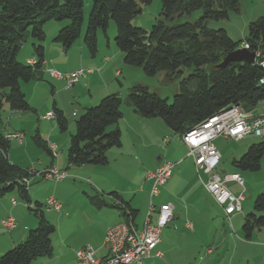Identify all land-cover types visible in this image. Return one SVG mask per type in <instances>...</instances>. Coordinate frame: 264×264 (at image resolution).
<instances>
[{
  "label": "trees",
  "instance_id": "1",
  "mask_svg": "<svg viewBox=\"0 0 264 264\" xmlns=\"http://www.w3.org/2000/svg\"><path fill=\"white\" fill-rule=\"evenodd\" d=\"M84 0H0V108L11 111H27L30 106L22 91L21 82L38 80L44 60V24L49 20L62 23L54 36L64 51L79 37L83 22ZM152 0H92L83 43L91 54L97 50V31L106 33L108 22L116 26L114 42L127 64L140 66L147 75L165 71L168 79L179 78V92L171 103L158 94L149 92L144 85L132 86L123 99L118 94L103 96L97 105L85 108L75 119V132L71 134L66 160L68 166H102L108 163L107 151L121 144L116 125L122 116L123 104L131 106L144 118H160L174 134L182 136L212 115L231 104L240 105L245 111L257 109L264 98V17L249 23L243 40H233L226 29L209 27L210 20L229 18L230 12L239 11L238 0H160V13L150 30L132 24L140 6ZM196 10L201 15L190 17ZM33 39L32 52L37 62L35 67L18 61L16 55L28 37ZM247 43L248 48L243 44ZM250 53L258 52L254 62L228 61L220 64L226 56L237 49ZM184 69L188 72L184 76ZM36 78V79H35ZM55 118L60 130L66 129V118L55 108ZM36 143L45 148V142L34 136ZM9 142L0 131V198L11 192L28 205L36 218V226L28 231L26 238L0 255V264H31L33 260L52 253L51 234L54 225L46 220L41 204L32 202L28 186L21 182L28 178L24 170L9 162ZM264 154V141L251 144L238 158L234 167L256 171ZM115 194V195H114ZM114 195V206L121 210L125 220H134L136 210ZM104 204L99 200L98 206ZM97 205V204H96ZM253 208L261 214L247 213L242 223L245 239H250L254 230L264 225V193L258 194Z\"/></svg>",
  "mask_w": 264,
  "mask_h": 264
},
{
  "label": "rangeland",
  "instance_id": "2",
  "mask_svg": "<svg viewBox=\"0 0 264 264\" xmlns=\"http://www.w3.org/2000/svg\"><path fill=\"white\" fill-rule=\"evenodd\" d=\"M238 1V12H230L229 18L227 19L210 20L209 22L210 28H224L227 30L229 36L233 40L237 41L245 39L248 33V26L250 22L260 17H264V0ZM91 5L92 0L83 1V22L80 35L74 41L72 46L67 51H65V56L68 54V57L66 58L64 55H62V59L56 60L54 63L50 62V68L52 69H47L46 73H44L46 70L44 67H41L37 70V74L39 73L38 80L43 81L37 86L35 90H32L31 97L33 96V99L31 103L29 102V95H27L26 97L30 109L27 111L19 112L11 111L6 105H3L2 108H0V131L2 132V134L5 131L9 133H22L21 142L13 139L10 140V145L7 150L8 160L10 163L24 170L30 169L33 171H30L31 176H29L31 179V181L29 179V181L31 182V184H29V197L32 203L38 201L41 204L43 215H45L46 213V220L50 221L55 227V231L50 236L53 249L51 255L38 257L33 260L31 264H69V261H71L74 252L84 246L92 247V249L96 251V255L101 257L105 253V248H103L104 237L103 240L101 239V242L97 241V237H99L98 232L100 229L99 224L95 223V225H87L86 223L80 221V219H82L84 206L88 204L93 208L96 207L95 209L98 210L106 207L107 203L105 201V198L111 197V193L113 191L118 192V190H120L119 187L122 185L124 186V183L126 182L127 184L125 186L128 190L124 191V193L126 194V198L128 200H131L134 197V193L132 190L135 184H141L144 182V175L146 170L149 168V163L153 164L156 162L158 157V155L156 154L157 150L162 152L166 147H169V145H171L172 139L167 136L169 138L168 143L158 141L156 149L154 147L147 149L143 147L139 148L135 153L133 149L129 147V140L131 138L134 139V141L141 142L140 137L136 136V134H134L132 131H124V134L121 137V131L119 130L121 143L123 142V146L119 150L120 155H110L109 152L115 149H109L107 151L108 163L106 165L96 166L97 169H99L98 171L100 172H95L94 175H92L86 172H75L73 170L67 172L70 177L64 180L55 181L53 178L42 179V175L45 169L43 171L40 170L41 168H43V162L45 160H49L51 158L50 155H52V159H55L56 153H58V155L60 156L62 155V153L64 154L67 152V143H69L71 134L75 132V119H77L79 115L84 112L80 109L82 113H79V103L76 97H72L71 93L73 87H65V80L57 82V79L61 78H58L56 76L53 77L52 73L56 72V70L65 73L68 68H77L75 70L77 71L79 70L78 68H80L84 72L82 75L86 76L87 73L93 72L92 69H86V66L90 62L95 61L96 58L101 61L99 64H101L103 60H109V58L104 59L98 54L103 51H98L97 53L95 52V55L91 54L83 43ZM160 7V0H152L149 4L141 5L140 12L137 13L132 19V24L147 31L150 30L152 25L156 22V18L160 13ZM200 15L201 10H196L190 17L185 16L181 19V21L194 20ZM47 22V26L50 24L56 25L58 23L54 20H49ZM97 33L98 36H101L103 40L101 44V47H103L102 49H106L105 47L108 43L114 49H118L114 42V38L116 37V26L112 20H109L105 34L100 29ZM48 35L50 36V32L48 33ZM54 36L51 37L50 40L56 42L54 40ZM80 41H82V44L84 45L81 46L85 47L83 48V50H78V43ZM32 44L33 39L31 38V36H29L28 40L21 46L16 55L18 61L19 59L23 60L21 56H23L26 51H32ZM82 51L83 53H87L88 57L90 58L83 57L81 54ZM109 56V65L113 67L119 66L121 71V74L118 75H114L112 72L105 73V78L108 80V86L110 90L122 91L125 88V83L127 80L135 79L140 84L146 86L149 92L156 93L160 97L166 98L168 103H171L174 94L179 92L180 77L177 78L174 76L172 80L168 79V77H166V72L162 70L157 72L155 75L150 76L145 74L142 67L127 64L123 59V54L121 58L122 60L118 55L109 54ZM21 62L25 64V59ZM36 62L37 59L35 57L32 63L27 64L35 67ZM96 70L98 71L99 69ZM187 72L188 70L184 69L183 75L185 76ZM85 76L80 75L77 81L82 80ZM48 82L55 87L54 90H52V87ZM130 87H128V89ZM85 90H87V87L85 88ZM90 91L93 93L102 92L101 86H95L94 83H92ZM86 94L88 93L86 92ZM110 94L117 93H108L106 95ZM120 94H118V96L122 97L123 99L127 96L126 93ZM55 102L57 103L58 107L61 106L60 103L65 104L66 106L69 105L68 108H64V116L66 118V129L64 131L59 129L57 120L55 118V108L58 109V107L55 105ZM98 102L91 106L97 105ZM123 105L121 107V110L123 109ZM46 111L52 112L53 116L47 118L43 116L47 114ZM72 112H78V114L72 115ZM151 118L156 119L161 125H163V127H166L165 123H163L160 118ZM112 126L113 125H109L107 127V130L109 131ZM154 128L158 127L154 126ZM52 129L54 131L53 140L54 142H56V144L46 139L47 134ZM35 135H38L45 142L48 152L45 150V148L39 146L36 143V141L34 140ZM64 139L66 140L65 143ZM260 141H262V139L255 136H250L239 141H235L229 137L225 138L223 136H218L214 140V146L221 154L219 164L215 170L220 175H229L232 174V172L239 173L240 178L244 183V185H242L243 188L235 184H229V182H236L234 180L225 181V184L226 186L228 184L227 188H229L235 194H237L241 189H244V196L240 201V204L243 206V208L246 206L251 196H253L254 200L255 196L260 193H264L263 191H260V188L264 189V154L261 157L260 168L256 171L241 170L239 168H236L231 163V160L233 158H239L251 144L259 143ZM59 142L60 146L58 144ZM61 147L64 151L61 149ZM165 160L171 163V161L167 159ZM186 161L189 160L186 159ZM89 166L92 167V165ZM121 167H123L127 171L124 172L123 170H121ZM182 170V172L186 176L187 182H191V179L193 177L195 182H198L199 185H202L195 170H192L188 165H185ZM202 177L203 179H206L207 175L203 174ZM53 191L59 196L60 199L55 197ZM34 196H36V198ZM50 196L55 197L57 199L56 201L61 203L62 209L59 212H56L53 209H50L48 211L45 210L46 200ZM11 197H13L17 201L18 205L23 204L26 207V203L18 196L16 192L6 194L4 196V198L6 199L5 201L9 202V199ZM1 198L0 200H2ZM99 200H103L104 204H100L98 206ZM137 203L141 207L145 206V209L142 212L138 213L137 217V222H142L145 216V210L149 205V197H146L145 199L140 198ZM113 209H115V207H113ZM30 214L33 215V213L31 212ZM67 214L68 216H66ZM246 214L247 213L244 214V217ZM61 217L63 218L62 220H60ZM242 223L243 221L239 226V238L245 239L241 228ZM141 227L138 229H141ZM199 230L197 229V231L193 234L191 241L189 242L187 241L188 235L190 234L188 230H186L184 227H180L178 230L174 231L172 223L167 224L163 229H161V243L158 245L159 248L158 246L156 248V250L159 249L163 252V256H154L153 251L150 256L143 260V264H191L189 263V258H186V255H189L191 256V258H193V255L195 253L197 255L196 261H198L200 257H203L206 258L205 262L209 261L210 264H217L219 260L223 258L225 259L223 264H242L243 256L248 252V250L251 254V248L242 247L239 244L237 250L235 251L233 260L230 262V254L233 249L231 246L232 243H228V240L222 243L221 246L218 245V243H213L220 238L223 230L218 229L217 231H215V228L213 227V225L211 226L210 223L208 224L207 231L206 228L204 229V235L200 234ZM5 233L8 234L9 231L6 230ZM0 238L2 239L3 236L0 235ZM208 248L212 249L213 254L206 257L205 254ZM254 252L256 253V250H254ZM217 254H220V257H218Z\"/></svg>",
  "mask_w": 264,
  "mask_h": 264
},
{
  "label": "crops",
  "instance_id": "3",
  "mask_svg": "<svg viewBox=\"0 0 264 264\" xmlns=\"http://www.w3.org/2000/svg\"><path fill=\"white\" fill-rule=\"evenodd\" d=\"M48 22L44 24V31H45V40L43 42L44 45V61L41 64V67H44L46 70L44 73L47 72V69L50 70L52 68L50 65L51 63H54L56 60L62 59V55L65 56V51L63 50L62 46L57 42H53L51 37H53L58 29L61 27L62 23H57L56 25H48ZM51 29V30H49ZM50 32V36L48 33ZM98 32V31H97ZM28 40V39H27ZM109 41V39H108ZM107 41V42H108ZM103 40L101 36H98L97 33V50L96 53L99 51H103L101 53H98L100 57L109 58L108 61H104L99 64L101 61L96 58L95 61L90 62L87 66L86 69H92L93 72L87 73L85 77H83L82 80H79L69 86V88L73 87L71 93L72 97H76L78 103H79V113H82V111L85 110V108L97 103L104 95L108 93H128L130 88L132 86L140 84L137 82L135 79H130L127 80L125 83V88L122 91H116V90H110L108 86V80L105 78V73H113L114 75L121 74L119 66H110L109 61H110V56L109 54H114L120 56V59L122 58V54L118 49H114L111 47V45L108 43L107 46L105 47L106 49H102L101 47ZM82 41L78 43V50L81 49L83 50L82 47ZM84 46V45H83ZM82 56L85 58H90L88 57L87 53H83L82 51ZM95 55V54H94ZM92 55V56H94ZM23 60L25 59V64L29 63V61H33L35 59L33 52L28 50L26 51L23 56H21ZM66 58L68 57V54L65 56ZM22 59H19V61H23ZM122 60V59H121ZM43 69V68H42ZM77 68H68L65 73L57 71L52 73L53 77L56 76L61 79H57V82L63 81L65 79V75L68 73H71L75 71ZM80 69V68H78ZM84 69V68H83ZM96 69H99L98 71ZM54 71V70H53ZM56 74H59L63 77H59ZM50 75V76H52ZM42 76V75H41ZM114 77V76H112ZM43 80H32V82H21L20 87L22 91L24 92L25 97L29 95V102L31 103L32 97L31 93L32 90H35L39 84H41ZM49 83V82H48ZM94 83L95 86H101V91L102 92H91L90 87L91 84ZM51 85L52 90L55 89V87ZM142 85V84H140ZM106 86V87H105ZM131 86V87H130ZM67 87V85H65ZM87 87V90L85 88ZM128 87H130L128 89ZM86 92L88 94H86ZM29 93V94H28ZM54 93V92H53ZM84 94V95H83ZM83 95V96H82ZM121 95V94H120ZM55 105L58 107L57 103L55 102ZM60 107L58 109L62 112L64 115V108L66 106L65 104L60 103ZM7 106V105H6ZM66 108V109H67ZM259 109V105L257 109L253 111H257ZM49 111H46L48 113ZM78 112L74 113L72 112V115H77ZM45 116V115H43ZM65 117V116H64ZM47 118V117H46ZM157 118V117H155ZM163 122V121H162ZM164 123V122H163ZM166 125V124H165ZM154 126L158 128H154ZM114 128H118L121 131V137L124 134V131L126 132H133L136 134V136L140 137L141 142L134 141V139L129 140V147L133 149V151L136 153L139 148L145 147L147 148H152L154 147L155 149L157 148L158 141L160 142H169V136L171 140V145L169 147H166L164 151L160 152L157 150V160L155 163L151 164L149 163V168L146 170L145 175H144V182L141 184H135L133 188V193L134 197L131 200H128L126 198V194L124 191L128 190L126 188V183H124V186H120V190L113 191L116 192L117 196L120 197L122 200L127 202L131 209L136 210V214L134 217V220L132 221L133 224L136 226V228H140L141 225H143V222L147 216V213L149 211V206L150 203H152L153 207L155 210L159 208L161 204H169L172 206V220L168 223H172V227L175 230H178L180 227H184L188 232L190 233L188 235L187 241H191V238L193 234L199 230L200 234L204 235V229L206 228V231L208 229V224L215 228V231L218 229H222L223 232L220 236V238L213 243H218V245L221 246L222 243L227 241L228 243H232V252L230 254V262L233 260V257L235 255V251L237 250L239 244L242 247L246 248H251V254L250 251L243 256L242 264H264V225L258 229H255L251 238L250 239H242L239 238L240 235V224L242 221H244L243 217L245 213H251L254 212V208L252 206V200L253 196L248 200V203L246 206L243 208L241 205V210L240 212H236L230 215H226L224 213L222 205H220L216 200L213 198V196L206 190L204 187L202 181L200 180L203 179L202 173L200 177L198 176L199 181L201 182L202 185H199L198 182H195L194 178L192 177L191 182L186 181V176L182 172L183 167L185 165H188L192 170H195L193 158L191 155L188 154V147L184 144V142L181 139V136L178 134H174L171 129L166 125V127H163L154 118H143L140 116L138 113L134 111V109L129 106L128 104L123 105L122 109V117L118 120V123L110 128V130H113ZM12 131V130H11ZM53 129L47 134L46 139L51 141L52 143L56 144L54 142V134H53ZM250 137V136H249ZM247 138V137H246ZM244 139V138H243ZM215 140V139H214ZM213 140V144H214ZM58 141V140H57ZM236 141V140H235ZM239 141V140H238ZM66 140L64 139V143ZM263 142V141H262ZM60 146V142L58 143ZM68 146V143H67ZM123 142L121 143V146L118 148H114L115 150H111L109 152L110 155H120L119 150L122 148ZM58 147V146H57ZM68 148V147H67ZM63 150V148L61 147ZM64 151V150H63ZM173 152V153H172ZM220 153V152H219ZM152 154V153H150ZM221 155V154H220ZM51 158L49 160H45L43 163V168H41L40 171H43L44 169L46 170L49 167H57L59 170H64L67 172L69 171H75V172H86L88 174L94 175L95 172H100L98 171L96 166H89V165H82V166H68L66 156V153H62V155H58L56 153V158L52 159V155H50ZM8 158V156H7ZM165 159L171 161L172 164V171L170 173V176L168 177L167 181L161 185L158 189L157 195L151 196L150 190H151V180L146 178V173L147 171H152L154 170L160 163L166 161ZM185 159V160H183ZM188 159L189 161H186ZM233 159H238V158H233ZM232 159V160H233ZM183 160V161H182ZM231 160V161H232ZM220 161V160H219ZM168 162V161H166ZM151 164V165H150ZM121 170L124 172L127 171L123 167H121ZM29 171L33 172L32 170L29 169ZM39 171V172H40ZM196 172V170H195ZM232 173H237V172H232ZM74 174V173H73ZM239 175V173H237ZM33 175V174H32ZM68 177L70 175L67 173ZM198 175V174H197ZM207 178H208V174ZM31 176V175H30ZM43 176V175H42ZM240 176V175H239ZM66 178V179H67ZM81 178V177H80ZM203 179L204 181L207 180ZM30 177H28L29 181ZM42 179H49L45 178L43 176ZM82 179V178H81ZM31 181V179H30ZM28 182V192L30 194V186L31 182ZM140 183V182H139ZM229 184H235L239 187H242L238 185L236 182H229ZM244 185V183H243ZM202 186V187H201ZM228 186V184H227ZM243 188V187H242ZM230 190V189H229ZM231 191V190H230ZM244 191V189H241L239 192ZM260 191L264 192L263 188H260ZM15 192V191H14ZM232 192V191H231ZM238 192V193H239ZM17 193V192H16ZM234 193V192H232ZM237 193V194H238ZM53 194L55 197L59 198L57 194L53 191ZM235 194V193H234ZM115 195V194H114ZM114 195L111 197H106V201L112 203L114 199ZM244 196V193H243ZM36 198V196H34ZM52 197V196H50ZM55 197V200H57ZM149 197V205L145 210V216L142 220V222H137V217L138 213L142 212L145 209V206H140L138 205V200L140 198H146ZM256 197V196H255ZM254 197V199H255ZM49 198V197H48ZM47 198V199H48ZM0 200V235L3 236V238H0V254L5 252L6 250L14 247L16 244L19 242L23 241L27 234L28 231L36 226V219L33 215L30 214L28 210V205L26 204V207L22 205H18L17 201L11 197L8 201H5L6 199L4 196ZM14 199L15 203H12V200ZM60 199V198H59ZM245 201V199H244ZM254 201V200H253ZM243 203V201H242ZM61 204V203H60ZM29 206H33V203H31ZM252 206V208H251ZM114 206H106L102 209H95L91 207L90 205L86 204L83 208V214H82V219H80L81 222L86 223L87 225H95V223L100 225L99 229V237H97V241L101 242V239L103 240L105 231L108 227L113 226L115 224H118L122 221H124V217L121 215V210L119 208L113 209ZM139 207V208H138ZM62 209V205L60 210ZM46 211L50 210L46 207ZM59 210V211H60ZM45 211V212H46ZM56 211V212H59ZM255 214H261V212L255 211ZM46 216V213L45 215ZM68 216V214L66 215ZM65 216V217H66ZM155 217H156V212L151 211L150 213V219L154 223L155 222ZM47 218V217H46ZM5 219H12L14 221L15 226L12 229H7L3 224L2 220ZM63 218L61 217L60 220ZM165 227V226H164ZM162 227L161 229H163ZM142 228V227H141ZM218 228V229H217ZM9 231L8 234L5 233V231ZM141 230V229H138ZM5 234V235H3ZM160 234H162L160 232ZM100 239V240H99ZM97 243V242H95ZM161 243V235H160V242ZM158 244V245H159ZM157 245V246H158ZM100 248V247H99ZM159 248V246H158ZM101 249V248H100ZM256 250V253L254 252ZM161 253V256H163V252L161 250H157ZM105 253L101 256H105ZM213 254V251L211 248H208L206 251L205 256L208 257ZM218 257H220V254H217ZM197 255L196 253L193 255V258L191 256L186 255V258H189V263L191 264H210V262H205L206 258H199L198 261H196ZM215 261V260H214ZM225 259H220L217 264H223ZM75 262V252L72 256L71 261H69V264H74ZM216 262V261H215ZM232 264V263H231Z\"/></svg>",
  "mask_w": 264,
  "mask_h": 264
},
{
  "label": "built area",
  "instance_id": "4",
  "mask_svg": "<svg viewBox=\"0 0 264 264\" xmlns=\"http://www.w3.org/2000/svg\"><path fill=\"white\" fill-rule=\"evenodd\" d=\"M248 48V44H243ZM255 57L259 55L254 53ZM33 61H29L32 63ZM54 73V72H53ZM84 72L82 69L65 75L67 87L79 79ZM86 74V73H85ZM59 77H63L56 74ZM259 81H264L260 78ZM53 113L48 112L45 117H52ZM5 139L10 141H22V133H3ZM223 136L233 140H241L249 136L264 138V98L259 103L257 111H245L240 105L231 104L218 113L207 118L194 128L186 131L181 139L188 147V154L192 156L196 173L200 177L202 173L208 174L206 181L200 178L206 190L220 205L223 206L226 214L239 212L241 210V199L243 191L238 194L231 193L225 181L234 180L240 186L242 179L237 173L220 175L215 169L219 164L220 153L213 144V140ZM172 164L163 162L154 170L146 173V178L151 180V196L157 195L158 189L170 176ZM45 178H53L55 181L64 180L68 177L66 171L57 167H49L43 172ZM21 182L28 186V178L23 177ZM14 204V199H11ZM46 207L59 211L61 204L54 198L46 200ZM151 211L156 212L155 222L150 219ZM172 206L161 204L157 210L150 203L149 211L143 222L141 230H138L132 220H124L118 224L108 227L104 235L103 248L106 254L103 257L96 255V251L90 246H84L75 251L74 264H143V260L151 255L161 256L156 250L160 242L161 228L172 220ZM7 229H12L15 224L12 219L2 220Z\"/></svg>",
  "mask_w": 264,
  "mask_h": 264
},
{
  "label": "water",
  "instance_id": "5",
  "mask_svg": "<svg viewBox=\"0 0 264 264\" xmlns=\"http://www.w3.org/2000/svg\"><path fill=\"white\" fill-rule=\"evenodd\" d=\"M233 60H237V61L246 60L248 62H254L255 55L254 53L247 52L246 50L240 48L234 51L233 53L228 54L224 59V61L220 64V66H223L226 62Z\"/></svg>",
  "mask_w": 264,
  "mask_h": 264
},
{
  "label": "bare ground",
  "instance_id": "6",
  "mask_svg": "<svg viewBox=\"0 0 264 264\" xmlns=\"http://www.w3.org/2000/svg\"><path fill=\"white\" fill-rule=\"evenodd\" d=\"M262 65V67H264V61L260 63ZM264 78V77H263ZM260 85H264V81H259ZM262 141H264V138H261Z\"/></svg>",
  "mask_w": 264,
  "mask_h": 264
}]
</instances>
